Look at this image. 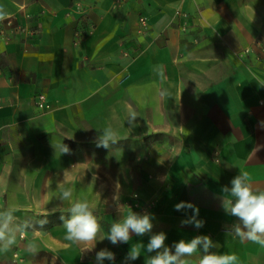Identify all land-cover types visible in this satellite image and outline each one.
I'll list each match as a JSON object with an SVG mask.
<instances>
[{"label": "crops", "instance_id": "0c3cea01", "mask_svg": "<svg viewBox=\"0 0 264 264\" xmlns=\"http://www.w3.org/2000/svg\"><path fill=\"white\" fill-rule=\"evenodd\" d=\"M0 10L35 32L0 36V208L16 205V223L34 226L0 264L43 263V254L96 264L101 249L114 264H145L160 231L169 247L206 235L218 245L210 251L264 264V247L231 234L238 219L222 207L240 171L264 189V0H0ZM41 95L49 108L37 106ZM109 125L119 140L97 147ZM61 142L70 153L56 151ZM60 185L94 206L105 239L91 251L64 239L61 216L71 213ZM181 202L199 209L202 227L181 224L193 215L175 209ZM139 204L152 233L113 245L110 225ZM137 242L140 257L125 262Z\"/></svg>", "mask_w": 264, "mask_h": 264}, {"label": "clouds", "instance_id": "9594fccd", "mask_svg": "<svg viewBox=\"0 0 264 264\" xmlns=\"http://www.w3.org/2000/svg\"><path fill=\"white\" fill-rule=\"evenodd\" d=\"M5 18V13L0 10V20ZM137 113L129 110L126 120L132 126H135ZM100 131L97 147L108 148L110 144L117 142L118 132L112 126H106ZM56 151L61 154L70 153V148L62 142L54 146ZM222 207L224 211L238 219V223L230 228V233L241 240H248L261 247H264V189H260L251 182L247 171H240L239 175L231 180V187H223ZM71 188L60 185V195L58 199L62 202H70L67 211L71 213L70 218L61 219L64 221L65 229L64 239L75 245H86L85 250L94 249L97 241L105 239L102 235V227L94 213V206L86 199L73 200ZM122 206L118 207L120 211ZM189 208L193 210V215L181 221L182 225L193 224L196 228L203 226V221L198 220L199 209L188 202H181L175 205V209L180 211ZM18 207L9 204L6 208H0V252H8L16 245L18 235L25 234L34 226L25 221L16 223V212ZM56 211V209H53ZM64 211V209H60ZM153 215L145 212L143 214L130 210L126 215L110 225L107 239L113 244L129 243L132 235L144 236L152 233L154 227ZM46 220H41L39 224L43 226ZM166 233L163 231L153 233L146 245L148 253L155 255L146 258L145 264H192L189 259L196 256L199 258L195 264H239L238 257L235 254L217 253L210 251L211 248L218 247L209 236H196L191 240L181 239L175 242L171 247L167 246ZM142 243L137 242L132 245L125 257V262L134 261L141 255L144 249ZM174 249V251H173ZM27 250L33 254L38 252V247L34 243L27 245ZM201 250L202 253L201 254ZM96 264H103L107 259L114 264L115 254L108 249H101L96 253Z\"/></svg>", "mask_w": 264, "mask_h": 264}, {"label": "built area", "instance_id": "2783aa9c", "mask_svg": "<svg viewBox=\"0 0 264 264\" xmlns=\"http://www.w3.org/2000/svg\"><path fill=\"white\" fill-rule=\"evenodd\" d=\"M121 4H125L128 2V0H116ZM184 18H188L187 15L183 14ZM150 29V25L148 23L147 18L145 17H140V21H139V29H138V34H142V35H146L148 34ZM10 31L12 34L15 33H29L30 35H35V32L32 30H29L26 26L23 25H18L16 21H13L12 18H6L3 19L2 21H0V36H4L7 37L8 36V32ZM251 49H246L245 53L249 54L251 53ZM38 107L41 108H49L50 106L47 105V101H46V97L44 95L39 96V100L37 103ZM135 199H138V195L135 196ZM132 205V204H131ZM140 205V204H139ZM152 204H150L151 206ZM135 207L139 208V212L141 214L148 212V209H146V204L145 205H134Z\"/></svg>", "mask_w": 264, "mask_h": 264}, {"label": "rangeland", "instance_id": "374dc122", "mask_svg": "<svg viewBox=\"0 0 264 264\" xmlns=\"http://www.w3.org/2000/svg\"><path fill=\"white\" fill-rule=\"evenodd\" d=\"M17 262L23 264L22 262H20V258L16 255L15 256ZM41 260L43 261V263H41L40 259L38 263H34V264H53V261H52V258H51V255L50 254H43Z\"/></svg>", "mask_w": 264, "mask_h": 264}]
</instances>
